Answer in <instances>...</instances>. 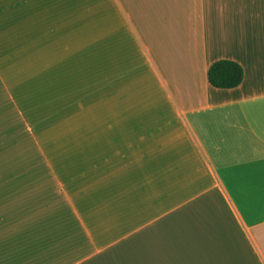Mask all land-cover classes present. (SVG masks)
Returning a JSON list of instances; mask_svg holds the SVG:
<instances>
[{
    "label": "crops",
    "instance_id": "crops-1",
    "mask_svg": "<svg viewBox=\"0 0 264 264\" xmlns=\"http://www.w3.org/2000/svg\"><path fill=\"white\" fill-rule=\"evenodd\" d=\"M0 46L56 115L4 108L0 264H264V0H0Z\"/></svg>",
    "mask_w": 264,
    "mask_h": 264
},
{
    "label": "rangeland",
    "instance_id": "rangeland-1",
    "mask_svg": "<svg viewBox=\"0 0 264 264\" xmlns=\"http://www.w3.org/2000/svg\"><path fill=\"white\" fill-rule=\"evenodd\" d=\"M104 26V24H103ZM104 35H99L97 36V46H102V42L104 43ZM12 46H0V52L4 54V51H7V57L9 54L15 58L16 53L15 51L11 52L9 51ZM45 48V46H43ZM62 48L64 46H61ZM69 46H66V48ZM28 50L31 54H33V57H38L39 54L35 53V50H40V46H29ZM61 55L63 58V53L61 52ZM0 58H5V57H0ZM27 59V56L23 57L22 55L17 58V61H24ZM3 60V59H2ZM1 60V61H2ZM14 59H12L13 61ZM35 73V72H34ZM39 78V74L35 73ZM0 79H1V91L12 94L13 100L11 101V104L7 103L4 105V102L7 100L6 97L4 96L0 98V119L1 122H8L7 118L9 116L6 115L5 113V106L7 108L12 107L15 108L16 110L13 111V117L14 119L17 117V114H21V111L26 107L27 109L32 108L34 110V115L32 118V123L35 125H42V124H47L48 120V125H51L52 123L49 122L53 117H56V115H52V112L50 113L49 109L46 108L44 103L40 99H34V96H30L33 91H32V85H35V77L33 75H30L29 72H27V68L24 66H19L13 67V68H4L0 66ZM18 96H23L22 98H18ZM26 98V100H25ZM12 105V106H10ZM31 109V111H32ZM12 112V111H11ZM15 112V113H14ZM22 116V114H21ZM31 119V118H30ZM5 136V135H4Z\"/></svg>",
    "mask_w": 264,
    "mask_h": 264
},
{
    "label": "trees",
    "instance_id": "trees-1",
    "mask_svg": "<svg viewBox=\"0 0 264 264\" xmlns=\"http://www.w3.org/2000/svg\"><path fill=\"white\" fill-rule=\"evenodd\" d=\"M242 67L231 60H218L208 68V82L217 89L236 88L243 79Z\"/></svg>",
    "mask_w": 264,
    "mask_h": 264
}]
</instances>
